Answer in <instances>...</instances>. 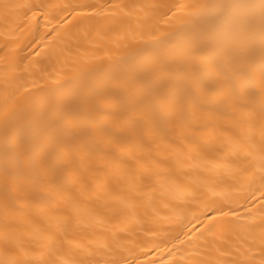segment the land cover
<instances>
[{
	"label": "bare ground",
	"instance_id": "obj_1",
	"mask_svg": "<svg viewBox=\"0 0 264 264\" xmlns=\"http://www.w3.org/2000/svg\"><path fill=\"white\" fill-rule=\"evenodd\" d=\"M0 264H264V0H0Z\"/></svg>",
	"mask_w": 264,
	"mask_h": 264
}]
</instances>
